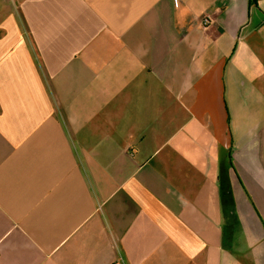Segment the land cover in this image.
Wrapping results in <instances>:
<instances>
[{"label": "crops", "instance_id": "0c3cea01", "mask_svg": "<svg viewBox=\"0 0 264 264\" xmlns=\"http://www.w3.org/2000/svg\"><path fill=\"white\" fill-rule=\"evenodd\" d=\"M0 264H264V0H0Z\"/></svg>", "mask_w": 264, "mask_h": 264}, {"label": "built area", "instance_id": "2783aa9c", "mask_svg": "<svg viewBox=\"0 0 264 264\" xmlns=\"http://www.w3.org/2000/svg\"><path fill=\"white\" fill-rule=\"evenodd\" d=\"M207 21V17H205V19H204V22H206Z\"/></svg>", "mask_w": 264, "mask_h": 264}]
</instances>
